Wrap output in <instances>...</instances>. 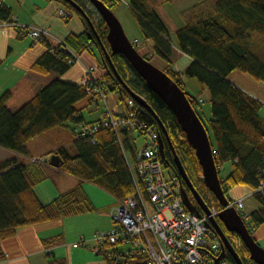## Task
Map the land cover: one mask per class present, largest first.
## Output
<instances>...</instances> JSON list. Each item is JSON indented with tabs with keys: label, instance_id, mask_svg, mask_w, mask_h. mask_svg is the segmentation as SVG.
Masks as SVG:
<instances>
[{
	"label": "trees",
	"instance_id": "1",
	"mask_svg": "<svg viewBox=\"0 0 264 264\" xmlns=\"http://www.w3.org/2000/svg\"><path fill=\"white\" fill-rule=\"evenodd\" d=\"M57 1L68 8V18L77 14L84 21L81 12L71 4L64 0ZM75 1L86 8L82 2ZM103 1L112 10L120 3L128 4L143 37L153 42L154 53L168 63L166 68H159L184 91L182 78L187 77L197 79L202 89L210 92L212 115L209 125L203 122L212 141L218 168H223L228 161L232 163L230 173L222 182L228 198L229 191L234 187L244 186L256 190L264 170V116L261 114L264 98L249 94L230 75L241 71L264 84V60L254 49L253 37L254 33L264 37V0H216L213 4L209 0H198L204 4L200 15L181 27L176 25L164 7L166 0ZM11 17V10L1 4L0 22H11ZM91 19L98 30L99 40H92L91 34L84 30L69 33L64 45L76 55L89 53L94 56L105 69L101 81L110 90H117L120 100L126 106L131 96L125 85L130 91L145 98L150 108L132 98L136 104L135 113L141 122L159 127L165 143L167 166L177 174L180 183L186 185L175 163V157L178 156L194 187L201 196L206 194L210 190L203 181L195 149L187 141L174 112L148 87L123 54L111 53L107 23L102 19L98 23ZM15 29L18 30L17 27ZM44 43L47 49L32 64L31 69L42 75L54 72L58 76L16 109L8 104L10 91L0 95V147L16 154L0 161V260L4 257L1 242L13 237L18 229L95 211L96 206L86 193L83 183H92L116 199H124L135 192L134 180L122 153L120 142L123 141L117 138L113 129L98 132L95 142L88 137L75 138L74 130L79 124L101 121L103 115L99 119L86 120L78 104L88 98V104L91 105L90 92L80 82L61 77L73 66L68 61L73 54L66 53L63 47L51 42ZM104 47L110 53L111 61L106 57ZM149 53L141 54L153 62ZM183 55L191 57L192 62L183 72L173 71L172 62ZM153 63L158 66L155 60ZM186 94L195 107L197 97L187 91ZM57 127L69 129L73 141L68 147L62 145L41 156H34L29 149L30 141L45 137L48 131ZM133 131L120 130V133L126 135L127 142L125 144L124 141L123 145H127L132 153L136 147L131 145L128 136ZM54 154L61 158L59 167L50 165V158ZM23 156L25 158H21ZM47 167L78 178V184L48 202L42 201L35 187L49 179ZM190 198L197 204L193 196ZM253 198L258 206L251 211L252 219L257 227L264 226V189L255 191ZM57 239L48 242L53 243ZM83 239L81 237L80 241ZM95 245L94 240H85L80 246L92 250ZM245 249L247 258L240 251L237 252L244 264H252L249 250ZM105 259L112 264L108 258ZM228 259L231 264H237L230 254ZM55 261L54 264H64L62 260ZM117 264L145 262L137 256H120Z\"/></svg>",
	"mask_w": 264,
	"mask_h": 264
},
{
	"label": "built area",
	"instance_id": "2",
	"mask_svg": "<svg viewBox=\"0 0 264 264\" xmlns=\"http://www.w3.org/2000/svg\"><path fill=\"white\" fill-rule=\"evenodd\" d=\"M60 14L63 18L68 17L64 11ZM1 25L17 27L20 34L27 35L36 42L51 37L48 29L22 24L18 18H13L11 22L1 21ZM64 44L63 40L56 45L63 47L66 53L73 54L69 63L79 60V56ZM94 68L87 67L80 83L90 92L91 105L98 106L100 101L105 102L103 118L92 124H79L74 130L76 137H88L95 142L98 132L111 128L118 137L121 136V129H134L145 134L147 139L145 144L136 148L133 156L135 169L124 152L134 180L135 192L124 199H117L110 210L114 225L109 230L94 233L92 240L96 245L92 251L108 258L112 264H117L120 256H137L145 264H231L228 256L217 261L224 244L211 226V219H219L223 207L214 193L208 191L205 196L202 195L209 208L208 214L202 212V216H198L188 210L181 196V183L177 174L173 171L168 178L164 174V169L168 166L161 157L157 127L148 126L138 119L133 101L127 108L113 113L106 103V83L95 75ZM120 143L122 146L123 142ZM261 174L259 187L249 196L264 189V170ZM245 202L246 196L231 198L226 207L234 208L247 228L253 229L252 216L245 209ZM228 239L245 258L248 257L244 243L237 233H231ZM84 242L83 239L74 245L80 246Z\"/></svg>",
	"mask_w": 264,
	"mask_h": 264
},
{
	"label": "crops",
	"instance_id": "3",
	"mask_svg": "<svg viewBox=\"0 0 264 264\" xmlns=\"http://www.w3.org/2000/svg\"><path fill=\"white\" fill-rule=\"evenodd\" d=\"M16 1L20 4L21 7H23L22 9L27 8L25 12L28 11L27 13L28 17L26 16L21 17L19 15V10L18 12L15 11L14 9L15 3H13L12 0H2L3 6L8 7L11 10L12 12L11 18H18L19 22H21L22 24L29 25V26L38 27V28L46 27V29L50 31L51 37H47V38L42 39L39 42H35V41L27 40L29 36H24L20 34L18 30L12 26L11 27L0 26V95H2V93L5 91L11 92V98L8 101V104L10 105L12 109L18 108L21 104L31 99L41 87L46 85L54 77L58 76V74L54 72L42 75V74L34 72L31 69L32 64L47 49L44 41L45 42L56 41L59 43L60 41H63L69 33H78V32H82L85 30V24L82 20L80 21L79 18H75V20H73L74 18L72 15V17L66 20L58 16L59 9L62 8L63 5L57 0H16ZM190 1L192 2L193 5L194 4L196 5L195 6L196 8L198 7L197 6L198 3H200L198 0H190ZM170 3L172 6V2ZM170 3L167 2L166 4H170ZM122 5L129 8L128 4L125 2ZM201 7L197 8V11L200 10ZM168 13L171 15L174 21L177 22V24H180V26L184 25L187 22L183 19L182 16L178 15L175 11L171 12L170 8L168 9ZM55 28H57V30ZM129 31H130V36L132 39L129 36L128 37L130 38L131 41L132 40L135 41L136 45H139L137 49L138 51H140L143 55L146 52H150L149 56H151L153 60L156 61L159 67L161 68L167 67L168 63L166 62V60L160 58L154 53L153 42L150 40H146L143 37L141 32L140 33L137 32L138 26L137 28L136 26L135 28L134 27L130 28ZM86 54H89V53L82 54L84 61H86L88 57H89L88 60L92 61L93 59H91L89 55L84 56ZM183 56H185L189 60L190 63L192 62L191 57H189L188 55H183ZM89 61H86V63H88ZM84 68H85V65L83 66L82 64H77L75 66H72L61 77L63 79L78 83L81 80V77L84 72ZM186 69L187 67L186 68L184 67L182 71H185ZM230 78L232 80H235L234 82L243 80L242 82L249 84L251 88H255L257 91L259 90L260 92H264V84L255 81L250 76H248L247 74L241 71L233 72L230 75ZM185 79H186L185 77L182 78L183 81H185ZM238 83L237 84L240 87H242L244 90L252 92L250 87H247L245 84L241 82H238ZM115 93L117 92L115 91L111 95L109 93V96L107 97V99H110L109 105L112 104L113 108L118 103V100H117L118 93L117 94ZM256 96L261 99L264 98V95L259 94ZM132 101L134 105L136 106L135 101L133 99ZM100 102L102 103V110L96 119L101 118L103 115L104 102L103 101H100ZM110 107L112 106L110 105ZM117 107L119 109L120 106H116V108H114L115 111L118 110ZM118 112L119 111L115 113H118ZM74 136L76 137L75 134ZM40 139H43V138H40ZM40 139L38 138V139H34L30 141L29 149L31 148L32 150L33 145L43 144V140H40ZM72 141H73V136H72ZM72 141L69 140L68 143L64 141V144L69 145ZM58 142H61V141H58ZM46 146L48 148L45 151H43L42 154H46L50 150L56 147H59L60 145H54V147L51 145H46ZM121 148H122L123 155H124V152L128 154L125 145H122ZM0 149H3L4 151H6L5 155L3 156L5 158H8L10 155H11L10 157L16 155L15 153L8 151L4 148L0 147ZM136 150L137 149H135V151ZM135 151L133 153L131 152L132 157L134 156ZM32 152L34 151L32 150ZM34 154H35L34 156L42 155V154H38L37 152H35ZM21 158H25V157L23 156ZM224 166H225V163L223 165V168ZM47 170L50 176L49 178H52L51 173L55 174L60 184L58 185L59 187L57 188L56 191L46 192L48 193L46 194V196H48V199H43L41 197L42 194L46 190L41 191V193L38 191V186L41 183L36 185L35 190L37 194L39 195V197L41 198V200L44 202H48L54 197H56L57 195L65 191H68L69 189L75 187L77 183L79 182L78 178L72 175L66 174L62 171H59L58 169L48 168ZM221 180L223 182L222 178ZM85 183H89V182H85ZM93 189H96V188H93ZM97 189L98 190H95V192L98 193L100 196V199H98L97 201L99 203L100 202L103 203V205L100 208L98 207V205L96 206V200L93 198L94 196H92L91 193L90 194L88 193V195H90V198L93 200V203L96 206L95 211H97L98 209L100 210L103 209V212H105L108 208L111 207L110 205L111 198H113L115 202L117 201V199L114 198V196H112L107 191L103 190L102 188L98 187ZM253 191L254 190H249L248 192H246L245 190L238 191L237 195L240 194V197H242V196H246L247 194H250ZM249 197L253 198V195ZM231 198L233 197L230 195V198L228 199H231ZM247 199L248 198H246V201ZM257 206L258 205L256 202V207ZM251 211L252 210L248 212L251 214ZM71 216H67V217H71ZM67 217L54 220V221H50L47 223L25 226V227L18 229L16 234L13 237L8 238L1 242V249H2V252L4 253V257L0 260V264H54V262H56L55 260L57 259L62 260L64 264H110L103 255L95 254L92 250H90L89 247L74 245L78 243L77 241L78 238L82 237L83 234L74 233L69 229L67 225V220H65ZM251 221L253 223V229L249 228L250 233L251 231L253 232L257 228L253 219H251ZM113 225H114V221H113ZM263 234H264V231H263ZM56 238H58L57 241L53 243L48 242L49 240L56 239ZM254 238L258 242L259 239L255 236Z\"/></svg>",
	"mask_w": 264,
	"mask_h": 264
},
{
	"label": "water",
	"instance_id": "4",
	"mask_svg": "<svg viewBox=\"0 0 264 264\" xmlns=\"http://www.w3.org/2000/svg\"><path fill=\"white\" fill-rule=\"evenodd\" d=\"M81 12L86 21L90 23L95 32V36L99 39L94 24L90 17L85 12L84 8L78 4L75 0H65ZM99 12L102 19L108 25L107 40L112 54H123L135 71L145 80L148 87L156 93L165 104L174 112L177 122L180 125L182 131L189 144L195 149L196 156L202 168L203 181L206 187L214 193L223 209L219 213V219L224 223L225 227L229 231H234L240 235L245 246L249 250L250 260L255 264H264V248L257 242L254 236L250 233L244 221L239 213L232 207H226L229 204L228 196L222 185V180L219 175V168L215 161L214 150L211 138L208 130L197 113L194 105L190 101V98L186 94L181 86L171 78L163 69L156 66L153 62L146 59L136 49L130 38L125 32V29L117 17V15L110 9L103 0H89ZM85 24V23H84ZM86 25V24H85ZM88 30V28L85 26ZM91 39L95 41V38L91 36ZM106 57L111 61L110 53L105 49ZM130 96L142 106L150 108L145 98L139 94H135L130 91L125 85ZM160 150L162 156L165 158V143L162 137H160ZM61 158L59 155L54 154L50 158V165L59 167ZM175 163L177 169L185 181V184L181 183L180 192L183 198V202L189 211L202 216V212L209 213V208L202 198L201 194L194 187L191 179L186 172L181 160L175 157ZM188 188L190 189L193 198L197 202L194 204L190 198ZM211 226L216 230L223 240L224 248L217 259L229 256L234 258L237 264H244L242 258L229 241L224 230L217 219H211Z\"/></svg>",
	"mask_w": 264,
	"mask_h": 264
},
{
	"label": "rangeland",
	"instance_id": "5",
	"mask_svg": "<svg viewBox=\"0 0 264 264\" xmlns=\"http://www.w3.org/2000/svg\"><path fill=\"white\" fill-rule=\"evenodd\" d=\"M12 1H13V3H15V7H14L15 11L18 12V10H19V15L21 17H25V16L28 17V15H27L28 11L25 12V10H27V8L22 9L23 7H21L20 4L16 0H12ZM209 1H208L209 3L213 4V3H215L216 0H209ZM165 2L166 3L167 2H169V3L172 2V6H173V7L171 6V3L170 4H164V7L167 9V11L170 8L171 12L175 11L178 15L182 16L185 21H191L192 19H194V17H198V15H200L199 12H201L200 11L201 9L197 11V8H199L201 6H204L203 3H198V5H197L198 7L196 8L195 7L196 5L195 4L193 5L190 0H167ZM83 3L87 6V8L90 9V11L88 10L89 11L88 14H89L90 18H93V20H95V21H98L99 19L101 20L100 14L98 13V11L94 8V6L89 1L84 0ZM122 4L120 3L119 5L114 7L113 8V12L120 19V21H121V23H122L127 35L131 38L130 31H129L130 28H133V27L135 28V26L137 28V26H138V31L137 32L140 33L141 30L139 28V25L137 23V19H136L134 13L131 11L130 8H127L126 6H124ZM65 8L68 10L67 7H65ZM73 18H74L73 20H75V18H78V15L77 14H73ZM80 21H81V19H80ZM175 23H176V25L181 27L180 24H177L176 21H175ZM3 27H11V26H3ZM43 28L46 29V27H43ZM55 29L57 30V28H55ZM131 35H132V33H131ZM253 37H254V41H255V48L254 49L257 52L258 56H260L264 60V37L260 33H254ZM27 40L33 41V39L31 37H28ZM132 42H134V41H132ZM53 44L56 45L57 42L55 41ZM138 46L139 45H137V47ZM88 55L94 61L93 60L89 61L88 60L89 57H88V59L86 61H89V62L86 63V61H84V59L82 57V54H81V55H78L79 56V60H76V61L73 62V66H75L77 64H82L83 66L85 65L84 72H83V75L81 77V80L85 76V72L87 70V67H91V66L95 67L94 68L95 69L94 70L95 75H97L99 77V79H100V77H101V79H103V74L105 73V69L100 65V63L97 61V59L94 58V56H92L91 54H86L84 56H88ZM153 62H154V60H153ZM189 63H190L189 60L185 56H181V57H179V59H177V61L172 62L171 66L173 65L172 66L173 71H181V72H183L182 69H184V67L185 68L188 67ZM81 80H80V82H81ZM233 81H235V80H233ZM242 81L243 80H241V81L239 80V81H236V82L237 83L238 82L243 83ZM243 84H245L247 87H250V85L247 84V83H243ZM182 86L185 88V90L188 93H190L191 95H194V96L197 97L198 102L195 105V108H196L197 112L200 114V117L202 118V120L207 125H209V119H210V117L212 115V103H211V99H210V92L207 89H205V88L203 90L202 86L199 84L198 80L195 79V78H187L186 77L185 81H183ZM251 90H252V92L247 91V90L246 91L249 94L254 95V96L259 95V94L260 95H264V92H260L259 90L257 91L255 88H251ZM115 91L117 92V90H114V89L110 90L108 87H107V90H106V103H108L109 107H110V105L112 106V107H110V109H111V111L113 113H115L117 111L120 112L124 108H127L125 103L120 100V96L117 93H115V94L118 95L117 96L118 103H117L116 106H120L119 109L120 108L121 109L119 110L118 107H117L118 110L115 111L114 108H116V106H114V108H113L112 104L109 105V100L110 99H107V97L109 96V93L111 95ZM199 100H202L203 102L199 103ZM130 102H131V100H128L127 104L131 105ZM99 103L100 104H99L98 107L93 106V105H89L88 104V98H86V99L82 100L81 102H79L78 106H79V108L82 109L84 117L86 118L87 121H89L91 119L92 120L96 119L99 116V114H100V112L102 110V103L101 102H99ZM261 114L264 116V108H263ZM120 134H121V136L120 137L117 136V138L121 139L123 142L125 141V144H126V142H127L126 141V137H125L126 135L123 134V133H120ZM131 135H132V133H129L128 139H129V141H130L132 146L137 147L140 144H145V139H147V136L145 134H140L138 130H134L133 131V135L132 136ZM72 136L73 135H72L71 131L69 129H67V128H63V127L53 128L52 130L48 131V133H47V135H45V137H42L43 139H40V140H43V144L33 145L32 146V150L34 152H32L31 148H30V151L33 154L35 152H37L38 154H42L43 151H45L48 148L46 145H51L53 147H54V145L62 146V144H64V141H66V143H68L69 140L72 141ZM73 139H74V137H73ZM58 141H61L63 143L58 142ZM32 144H34V143H32ZM64 145H66V144H64ZM66 146L68 147V145H66ZM125 147H126L127 152H128L127 156L131 160V166H132L133 169H135V161L133 160L132 153H131L132 150L130 148H128L127 145H125ZM5 152L6 151H4L3 149H0V157H1L0 161H3L5 159L11 158L10 157L11 155L8 158L3 157L5 155ZM26 160L30 161V159H26ZM231 169H232V163L230 161H228V162L225 163L224 168H221L219 170V175L221 176V178L223 180L230 173ZM172 173H173V169L171 167H166L164 169V174H165L166 178H168ZM51 177L52 178L47 179L46 181L42 182L38 186V191L40 193H41V191H45L46 190L41 196L43 199H48V196H46V194H48V193H46V192H54L59 187L58 185L60 184V182H59V180H57L56 175L51 173ZM53 179H55V180H53ZM91 184L92 183H85V184H83V187H84V189H85L87 194L91 193V195L94 196L93 198L96 200V206L98 205V207L100 208L103 205V203L102 202L99 203L97 201L98 199H100L99 194L95 192V190H98L97 189L98 187L96 185H94V184L93 185H91ZM93 188H96V189H93ZM243 190L248 192L250 189H247L244 186H238V187H234L230 191L229 194L233 198H239L240 194L237 195V193H238V191H243ZM88 196L90 197V195H88ZM45 197H47V198H45ZM247 197H248V199L245 202V209L248 210V211L255 209L256 201L253 198L249 197V194L246 195V198ZM249 198H251V199H249ZM115 204H116L115 200L113 198H111V202H110L111 207L109 205L110 208H108L106 211L104 210L105 212H103V209L102 210L98 209L97 211H94V212H91V213L89 212L88 214L72 215L71 217H67L65 220H67V225H68L69 229L72 232L78 233V234H80V233L83 234L82 239L84 238V240L88 241V240L93 238V235H94L95 232H97V230L98 231H106V230H109L113 226V220H112V217L110 216V210ZM263 231H264V227L260 226V227H257L253 232L251 231V233L255 237H257L259 239L258 240L259 244L264 248V234H263ZM80 239H81V237L78 238L77 241L79 242ZM249 256H250V253H249ZM252 264H254V262Z\"/></svg>",
	"mask_w": 264,
	"mask_h": 264
},
{
	"label": "flooded vegetation",
	"instance_id": "6",
	"mask_svg": "<svg viewBox=\"0 0 264 264\" xmlns=\"http://www.w3.org/2000/svg\"><path fill=\"white\" fill-rule=\"evenodd\" d=\"M65 1V0H64ZM87 1H89V0H87ZM66 3H67V1H65ZM90 2V1H89ZM70 4V3H69ZM75 8V7H74ZM85 9H88V8H85ZM61 11H64V12H66L67 13V15L69 16V13H68V10L65 8V6H63L62 8H60L59 9V14H58V16L59 17H62V15L60 14V12ZM84 18V17H83ZM84 23H85V19H84V21H83ZM87 28L90 26V28L88 29V32L91 34V35H93L94 36V38H95V32H94V30H93V27L90 25V23L87 21L86 22V25H85ZM86 30V29H85ZM100 39V38H99ZM99 39H97V38H95V40L97 41V40H99ZM160 137H162V136H160ZM165 150H166V148H165ZM188 192H190V191H188ZM190 195H191V193H189ZM192 196V195H191ZM190 196V197H191ZM218 220V222L220 223V225H221V227H222V229L224 230V232H225V234H226V236L228 237V236H230V234L231 233H236V232H233V231H229V230H227L226 229V227H225V225L223 224V222L220 220V219H217ZM227 230V231H226ZM243 241V240H242ZM244 243V242H243ZM233 245V244H232ZM244 246H245V244H244ZM245 248H247L246 246H245ZM235 249H236V251L238 250L236 247H235ZM239 251V250H238Z\"/></svg>",
	"mask_w": 264,
	"mask_h": 264
},
{
	"label": "bare ground",
	"instance_id": "7",
	"mask_svg": "<svg viewBox=\"0 0 264 264\" xmlns=\"http://www.w3.org/2000/svg\"><path fill=\"white\" fill-rule=\"evenodd\" d=\"M79 2H82L83 3V1L84 0H78ZM77 2V1H76ZM78 3V2H77ZM91 3V2H90ZM79 4V3H78ZM84 4V3H83ZM92 4V3H91ZM85 5V4H84ZM93 5V4H92ZM94 6V5H93ZM85 7L87 8V6L85 5ZM95 8V7H94ZM85 10V9H84ZM87 10H89L90 11V9L88 8ZM80 12V11H79ZM85 12H86V10H85ZM87 13V12H86ZM91 13V12H90ZM99 13V12H98ZM88 14V13H87ZM89 16V15H88ZM92 16V15H91ZM101 16V15H100ZM90 17V16H89ZM91 19V18H90ZM101 19H102V17H101ZM100 20V19H99ZM98 20V21H99ZM103 20V19H102ZM91 21H92V19H91ZM95 21V20H94ZM98 21H96L97 23H98ZM86 20H85V24H86ZM92 23L94 24V22L92 21ZM90 28V26L88 27V29ZM86 29V28H85ZM94 29L96 30V28H95V25H94ZM86 31L88 32V30L86 29ZM98 31V30H97ZM97 31H96V33H97ZM89 33V32H88ZM97 35H98V33H97ZM91 36H93V35H91ZM94 37V36H93ZM98 37H99V35H98ZM95 38H96V36H95ZM129 100H131L132 101V97H131V99H129ZM150 126H155V127H157V129H158V131H159V134H160V136H161V133H160V129H159V127L157 126V125H150ZM140 133V132H139ZM141 134V133H140ZM160 153H161V150H160ZM161 157H162V159H164L163 161H164V163L165 164H167L166 163V161H165V158L162 156V154H161Z\"/></svg>",
	"mask_w": 264,
	"mask_h": 264
}]
</instances>
